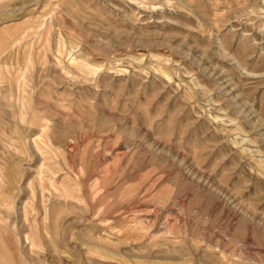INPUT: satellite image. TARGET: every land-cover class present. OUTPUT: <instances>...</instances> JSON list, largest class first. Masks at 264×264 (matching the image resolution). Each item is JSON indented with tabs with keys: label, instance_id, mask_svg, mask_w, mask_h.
Wrapping results in <instances>:
<instances>
[{
	"label": "rangeland",
	"instance_id": "374dc122",
	"mask_svg": "<svg viewBox=\"0 0 264 264\" xmlns=\"http://www.w3.org/2000/svg\"><path fill=\"white\" fill-rule=\"evenodd\" d=\"M0 264H264V0H0Z\"/></svg>",
	"mask_w": 264,
	"mask_h": 264
}]
</instances>
